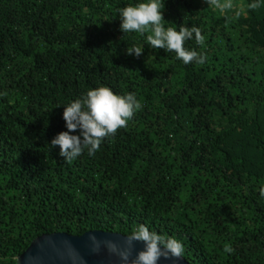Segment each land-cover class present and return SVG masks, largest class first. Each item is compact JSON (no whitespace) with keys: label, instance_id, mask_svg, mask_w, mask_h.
<instances>
[{"label":"trees","instance_id":"1","mask_svg":"<svg viewBox=\"0 0 264 264\" xmlns=\"http://www.w3.org/2000/svg\"><path fill=\"white\" fill-rule=\"evenodd\" d=\"M138 2L0 0V264L44 234L141 224L190 264H264V0H164L165 27L204 37L187 65L121 32ZM101 86L141 107L65 162L63 106Z\"/></svg>","mask_w":264,"mask_h":264},{"label":"clouds","instance_id":"2","mask_svg":"<svg viewBox=\"0 0 264 264\" xmlns=\"http://www.w3.org/2000/svg\"><path fill=\"white\" fill-rule=\"evenodd\" d=\"M253 3L252 7H257ZM164 0H140L134 5L119 9L120 30L124 34L136 33L144 37V43L151 49H163L174 52L176 59L185 65L190 63L203 64L206 56L195 50L184 47L186 40L195 38L197 44H203L204 37L198 28L165 27ZM145 33L147 35L145 36ZM144 52L139 46L128 47L127 54L140 57ZM141 104L134 93L118 95L106 86L87 90L81 97L63 106V119L66 131L57 134L48 145L51 149L59 147V155L65 162L79 158L86 151L88 156H94L106 137L114 135L124 127L140 109ZM264 196V188L260 190ZM95 240V237H92ZM139 242L143 245L136 253L131 264H160L164 260H179L184 254L182 242L175 237H166L155 231H150L144 224L139 225L128 237V245L124 249L115 244L109 245V250L117 254L122 264H129L131 250ZM224 252L230 253L232 248L225 244Z\"/></svg>","mask_w":264,"mask_h":264},{"label":"water","instance_id":"3","mask_svg":"<svg viewBox=\"0 0 264 264\" xmlns=\"http://www.w3.org/2000/svg\"><path fill=\"white\" fill-rule=\"evenodd\" d=\"M95 237V240L92 237ZM127 235L92 230L81 236L67 233L44 234L36 238L22 253L17 264H122L119 256L109 250L110 244L120 249L128 245ZM143 245L137 242L131 250L129 264ZM160 264H190L183 256L179 260H164Z\"/></svg>","mask_w":264,"mask_h":264}]
</instances>
